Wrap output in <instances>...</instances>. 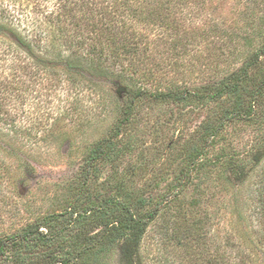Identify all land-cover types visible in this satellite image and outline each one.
I'll return each mask as SVG.
<instances>
[{
  "label": "rangeland",
  "instance_id": "rangeland-1",
  "mask_svg": "<svg viewBox=\"0 0 264 264\" xmlns=\"http://www.w3.org/2000/svg\"><path fill=\"white\" fill-rule=\"evenodd\" d=\"M119 1L0 0V25L18 27L34 51L26 54L8 34L0 33V237L54 206L63 195L57 185L78 176L88 147L106 136L117 118L124 94L110 82L121 78L124 66L135 62L138 66L131 73L137 72L148 88L173 84L195 89L237 72L264 44V0H132L129 8L140 13L137 18H131L128 6ZM124 22L128 26L124 42L131 56L123 52L119 61L104 62L103 73L110 76L89 71L69 76L45 63L57 57L60 45H70L82 57L78 41L71 38L77 32L88 36L96 26L107 25L120 32L124 27L115 24L124 26ZM67 56L77 62L71 53ZM208 114L206 107L179 108L174 103L137 109L135 147L117 162L119 169L126 164L133 167L127 183L136 188L154 182L153 170L166 158L167 145L176 135L182 140L192 135ZM245 129L235 134L239 151L253 143L252 130ZM111 167L100 168V182L111 175ZM135 167L145 169L133 176ZM262 167L264 162L241 184L213 179V190L201 206L208 217L204 228L208 238L203 236L197 247L188 243L193 250L177 246L170 233L158 237L151 228L142 250L145 264H196L197 258V264H205V258L217 250L234 260L244 251L240 259L263 264L253 236L262 225L253 212L257 203L250 191ZM205 247H209L207 256L201 251ZM111 250L107 259L118 264V248Z\"/></svg>",
  "mask_w": 264,
  "mask_h": 264
},
{
  "label": "trees",
  "instance_id": "trees-1",
  "mask_svg": "<svg viewBox=\"0 0 264 264\" xmlns=\"http://www.w3.org/2000/svg\"><path fill=\"white\" fill-rule=\"evenodd\" d=\"M119 2L128 6L131 18L141 16L131 9L135 1ZM124 24H115L124 27L120 32L109 25L96 26L88 36L77 32L71 38L78 41L82 57L78 58L77 50H70V45L66 48L60 45L57 57L45 63L66 71L69 76L87 71L100 73V77L110 76L103 73L104 62L119 61L123 52L131 56L124 42V34L127 35L124 30L128 28L127 22ZM17 28L0 25V33L8 34L21 50L33 55L32 45ZM120 33L123 35L119 36ZM63 36L70 39L67 30ZM46 42L54 44V41ZM66 53L74 55L77 62H72ZM136 65L134 62L124 66L121 78L110 82L120 87L124 97L106 136L88 147L78 176L57 185L63 195L55 199L54 206L34 215L15 232L0 237V264H110L107 258L112 248H118V264H145L144 239L153 227L158 237H169L170 233L177 246L193 250L188 243L197 247L203 236L208 238L204 232L208 217L201 206L205 195L213 190V179L225 178L241 184L264 162V44L237 72L195 89L173 84L165 89L148 88L137 72L131 73ZM151 103H174L179 108L206 107L209 114L192 135L183 140L176 135L171 140L163 163L155 165L154 182L134 188L126 181L133 167L126 164L119 169L117 162L135 147L134 114ZM244 129L252 130L249 136L253 143L245 147L247 150L239 151L235 134ZM24 164L35 171L31 163ZM103 165H111L113 172L100 182L97 174ZM144 169L135 167L132 175ZM254 179L250 191L257 205L253 212L262 227L253 236L264 264V167ZM163 182L166 184L162 185ZM201 251L207 256L209 247ZM255 255L259 257L258 252ZM239 257L234 260L217 250L213 256L204 258L205 264H257Z\"/></svg>",
  "mask_w": 264,
  "mask_h": 264
}]
</instances>
